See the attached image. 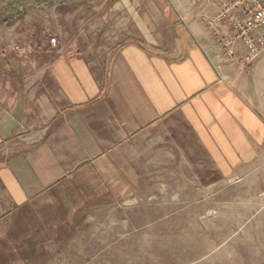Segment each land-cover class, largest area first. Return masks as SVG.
Listing matches in <instances>:
<instances>
[{
    "label": "crops",
    "instance_id": "crops-1",
    "mask_svg": "<svg viewBox=\"0 0 264 264\" xmlns=\"http://www.w3.org/2000/svg\"><path fill=\"white\" fill-rule=\"evenodd\" d=\"M101 4L0 28V247L26 261L64 235L79 174H100L163 118L199 122L218 167L238 165L264 134L253 116H264V56L245 72L225 64L203 21L209 5L182 15L168 0Z\"/></svg>",
    "mask_w": 264,
    "mask_h": 264
},
{
    "label": "rangeland",
    "instance_id": "rangeland-1",
    "mask_svg": "<svg viewBox=\"0 0 264 264\" xmlns=\"http://www.w3.org/2000/svg\"><path fill=\"white\" fill-rule=\"evenodd\" d=\"M48 1L1 2L0 28L24 25L28 15L106 9L101 0L69 8ZM168 1L182 15L187 4L209 5L203 21L225 64L245 72L264 56V20L256 21L264 18V0ZM247 21L257 24L246 31ZM253 116L264 126L263 114ZM199 125L168 116L102 161L100 174L82 171L76 199L67 200L76 213L62 216L64 235L42 243L33 261L0 247V264H264V134L238 165L218 167L202 148Z\"/></svg>",
    "mask_w": 264,
    "mask_h": 264
},
{
    "label": "built area",
    "instance_id": "built-area-1",
    "mask_svg": "<svg viewBox=\"0 0 264 264\" xmlns=\"http://www.w3.org/2000/svg\"><path fill=\"white\" fill-rule=\"evenodd\" d=\"M259 18H256V21L257 22H261L262 20H264V18L258 16ZM256 21H253V22H249L247 21L244 25V28L246 31H249L250 29L254 28L255 25L257 24ZM229 55H231V53H229ZM252 55L253 57H256L257 56V50L254 48L252 49Z\"/></svg>",
    "mask_w": 264,
    "mask_h": 264
},
{
    "label": "trees",
    "instance_id": "trees-1",
    "mask_svg": "<svg viewBox=\"0 0 264 264\" xmlns=\"http://www.w3.org/2000/svg\"><path fill=\"white\" fill-rule=\"evenodd\" d=\"M3 1H5V0H0V3L1 2H3ZM15 1H17V0H15ZM72 1H75V0H49L48 2L49 3H45L46 5H48V4H67V3H70V2H72ZM27 4V3H26ZM25 4V5H26ZM19 17V16H18ZM4 24H7L6 22H4Z\"/></svg>",
    "mask_w": 264,
    "mask_h": 264
}]
</instances>
